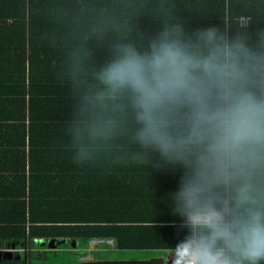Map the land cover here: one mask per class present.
<instances>
[{
    "label": "trees",
    "instance_id": "trees-1",
    "mask_svg": "<svg viewBox=\"0 0 264 264\" xmlns=\"http://www.w3.org/2000/svg\"><path fill=\"white\" fill-rule=\"evenodd\" d=\"M244 16L251 18L246 26ZM209 28L229 43L244 42L264 63V0H0V134L5 139L19 133L25 140L29 122L34 172L47 164L44 151L36 156V149L47 148L49 154L52 147L50 156L58 155L62 167L69 154L77 155L78 143L88 150V158L74 167L80 176H49L48 185L63 186L33 190V225L26 223L25 202H10L0 213L1 244L28 245L31 239L34 245L38 237L71 235L86 242L112 237L122 250L171 251L184 240L188 229L168 179H182L186 169L137 140L140 125L128 94L105 100L102 109L93 104L103 89L97 75L114 59L117 45L132 44L143 52L166 29L195 39ZM255 80H264V73ZM262 85L253 91L263 94ZM97 122L106 135L94 139L88 129ZM124 170L134 175L120 176ZM71 181L78 185L74 195L78 192L80 205L66 219L75 225H53L60 214L40 217L38 207L53 192L71 197ZM234 186V180L219 185V201L227 203ZM228 204L234 207L235 201ZM43 254L31 251L0 264H34L33 257Z\"/></svg>",
    "mask_w": 264,
    "mask_h": 264
},
{
    "label": "clouds",
    "instance_id": "clouds-1",
    "mask_svg": "<svg viewBox=\"0 0 264 264\" xmlns=\"http://www.w3.org/2000/svg\"><path fill=\"white\" fill-rule=\"evenodd\" d=\"M115 51L97 75L103 89L93 107L128 94L137 140L186 169L175 202L189 234L172 249L173 264H264V207L256 206L251 185L237 189L234 207L215 195L243 164L264 159V97L250 88L264 63L214 28L195 39L166 29L147 51L132 44ZM88 135L106 134L97 122ZM87 158L78 143L74 160Z\"/></svg>",
    "mask_w": 264,
    "mask_h": 264
},
{
    "label": "crops",
    "instance_id": "crops-1",
    "mask_svg": "<svg viewBox=\"0 0 264 264\" xmlns=\"http://www.w3.org/2000/svg\"><path fill=\"white\" fill-rule=\"evenodd\" d=\"M257 83V84H256ZM255 86L251 88V90H255L258 88H261L263 85L260 83V81L256 82ZM258 96L264 97V93L257 94ZM27 124V138L24 140L22 137H20V134L12 133L10 136H7V138H3L4 135L0 134V213L5 212V208L9 207L10 202L14 201H23L25 202V212H26V218H27V225H33L34 222L32 221V209H33V199L32 196L33 190H36L37 193H44L46 191V188L52 189L58 186H63V184L59 181L54 182L53 184L48 185L47 178L49 176H57L64 178L68 177L69 175L72 176H80V172L75 169L74 167L78 168L80 166V163H77L74 160V157L76 156V153H73L74 155H70V157L66 158V161L68 162L67 167H62L61 158L57 155L56 157L50 156L52 154V147H49L47 154V148L44 149H36V156L37 154L41 155L42 151H44V157H46L47 164L42 167V169H32V161H33V153H32V145H31V137H30V126L29 122ZM16 133V132H15ZM6 136V135H5ZM51 157V158H50ZM40 159V158H39ZM63 161V160H62ZM59 163V166H56L55 164ZM62 168H71L72 170H64ZM75 169V170H74ZM186 172H184L185 174ZM42 174V177L40 176ZM124 174V175H123ZM174 175H178L173 173ZM120 176L124 177L126 175L133 176L134 173L127 172V170H124L119 174ZM40 176V178H36ZM173 181H170V187L173 188V191H178L180 187V183L182 179L173 177ZM70 182H68L64 186H68ZM250 184L252 188L251 195L256 200V206L257 207H264V159L257 160L254 162L249 161L246 164H243L241 168L235 173L234 178V191L231 193L232 195H228L227 191V203L228 201H235V197L237 196V189L243 185V184ZM72 184V195L71 197L67 194L63 193V190H61V193H51L48 194L49 196L45 199V204L43 203L40 207H38V214L40 217H55L57 218L58 214L62 217V219H58L57 223H52L53 225L63 226V225H69L73 226L74 223L67 222L69 221L66 218H71L70 214L73 212L72 208L78 207L80 205V196L77 194L78 192H74L77 189L78 185H74L73 181H71ZM120 189L127 191L126 187H121ZM217 189H215L216 191ZM168 193L171 190H166ZM165 191V192H166ZM166 192V193H167ZM55 193V194H54ZM165 195V194H164ZM215 195L218 196V192H215ZM75 196V197H74ZM230 196V197H229ZM70 200V201H69ZM163 200H165V197H163ZM67 201V202H66ZM167 201V200H166ZM24 204V203H23ZM11 205V204H10ZM219 208V206L217 205ZM19 208L20 205H19ZM21 210V209H19ZM9 214V213H7ZM51 221V220H48ZM39 224L43 225H50L51 222H41ZM38 224V225H39ZM93 238V237H92ZM90 238V239H92ZM90 239L86 241L80 240L74 236H67V237H38L35 239L34 245H32L31 239H29L28 245H22L17 244L15 242L12 243V245L7 244H1L0 243V249L2 250H9V249H19L18 251L14 252H21L22 255L26 253H30L31 251H40L43 253H51V252H58L62 249V245L70 244V249L77 251V250H85L90 255H85L82 257L81 260H77L70 263H76L80 261H98V260H151V259H159L160 261L163 260L162 264H170V257H171V251L170 250H122V249H114V250H102L97 249L93 252L87 251L90 247ZM54 240V242L50 245V242ZM40 244V245H36ZM84 244V248H81V245ZM87 244V245H86ZM16 245V246H15ZM41 245H48L46 248H42ZM5 246V247H4ZM13 251V250H12ZM99 252H113L114 254L117 253L118 257L114 259H108L103 258L101 256H98L97 253ZM130 254V256H125L123 254ZM135 253H147L149 255H143V256H135L133 257V254ZM120 254V255H119ZM48 264H55V263H48ZM68 264V263H66Z\"/></svg>",
    "mask_w": 264,
    "mask_h": 264
},
{
    "label": "rangeland",
    "instance_id": "rangeland-1",
    "mask_svg": "<svg viewBox=\"0 0 264 264\" xmlns=\"http://www.w3.org/2000/svg\"><path fill=\"white\" fill-rule=\"evenodd\" d=\"M37 246L40 244H36ZM87 245V244H86ZM42 248L48 247V245L44 246L41 245ZM62 249L58 252H51V253H44L43 256H35L33 257V262L34 264H48V263H55V264H66L81 260L83 256L85 255H90L88 252L85 250H71L70 244L62 245ZM81 248H84V244L81 245ZM149 255L147 253H143V255ZM98 256H101L103 258H108V259H114L118 257L117 253L114 254L113 252H99L97 253ZM120 255V254H119ZM125 256H130V254H123ZM142 253H135L133 254V257L135 256H143Z\"/></svg>",
    "mask_w": 264,
    "mask_h": 264
},
{
    "label": "water",
    "instance_id": "water-1",
    "mask_svg": "<svg viewBox=\"0 0 264 264\" xmlns=\"http://www.w3.org/2000/svg\"><path fill=\"white\" fill-rule=\"evenodd\" d=\"M54 242L52 240L50 245ZM16 246V245H15ZM23 255L21 252H14L12 250L0 249V260H20ZM163 260L151 259V260H96V261H80L69 264H162Z\"/></svg>",
    "mask_w": 264,
    "mask_h": 264
},
{
    "label": "built area",
    "instance_id": "built-area-1",
    "mask_svg": "<svg viewBox=\"0 0 264 264\" xmlns=\"http://www.w3.org/2000/svg\"><path fill=\"white\" fill-rule=\"evenodd\" d=\"M241 23L243 26H246L249 24L251 18L250 17H242ZM117 241L115 238L112 237H93L90 239V247L87 249L89 252H93L97 249L102 250H114L117 249ZM13 251H18L19 249H9ZM170 264H173V257H172V250H171V257H170Z\"/></svg>",
    "mask_w": 264,
    "mask_h": 264
}]
</instances>
